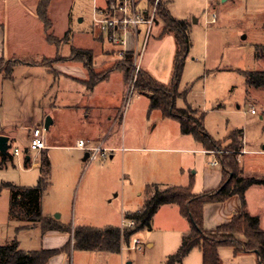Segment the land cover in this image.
Listing matches in <instances>:
<instances>
[{
    "label": "rangeland",
    "instance_id": "374dc122",
    "mask_svg": "<svg viewBox=\"0 0 264 264\" xmlns=\"http://www.w3.org/2000/svg\"><path fill=\"white\" fill-rule=\"evenodd\" d=\"M161 1L173 16L189 23L191 46L180 89L188 88L189 102L206 113L207 131L216 139H223L225 145L230 140L224 137L232 130L243 129L249 140V158L259 159L256 168L264 170V156H255L251 151L264 146V122L261 119L264 113V88L249 85L244 74L245 71H264V57L256 56V45L264 44V0ZM91 4V0L49 1L50 31L60 40L59 46L50 45L42 39L39 21H31L19 30L15 29L13 22V29L25 39V43H20L22 40L18 39L20 45L17 54L4 58L1 72L4 73V68L10 66V61L15 58L26 59L40 66L14 67L13 81L3 80L0 74V131L4 127L13 132L8 150L11 156L3 158L0 152V185L4 182L21 186L37 184L41 175L42 151H32L31 163L26 166L25 154L14 155L13 149L16 146L23 152L29 149V128L46 119L43 115L49 101L44 93L48 88L49 75L44 67L57 80L68 77L77 83L85 81L72 68L70 72H63L61 66L79 65L87 73L82 62L69 59L70 48L79 47L80 33L89 31L96 34L98 31V27L92 23ZM68 12L73 19L67 37ZM30 33L40 34L38 45L28 44ZM154 34H163L161 23L155 26ZM80 40L86 43L85 39ZM8 41L7 37V44ZM150 44L146 54L150 59L157 55L152 65L159 68L157 74L163 77L169 69L171 46L168 40L161 49L154 40ZM100 45L98 53L93 52V70L96 74L108 73L110 76L114 73L123 78L127 89L125 96L117 103L118 81L106 82L96 89L92 97L100 110L87 106L84 111L91 115L86 121L90 122L92 118L93 125L81 121L80 109H64L56 116V124L49 130L45 129L47 137L52 140L60 137L64 145H52L47 150L51 162L50 185L43 193V212L63 221L71 230L79 224L103 226L120 223L125 211L143 207L149 185L181 183L179 175L174 177L175 171L183 167L186 175L193 173L191 164L199 161L198 154L191 151L170 149L187 148L185 141L179 139L183 134L180 133L178 121L162 117L159 110L148 112L147 97L130 83L132 70L126 76L122 70L115 68L121 59L117 48L111 46L106 49ZM173 68L174 59L169 69V81ZM59 95L63 97L62 101L72 104L68 101L74 100L78 93L73 85L64 82L59 88ZM53 102L59 104L57 100ZM74 105L82 106L81 103ZM177 105L183 107L180 102ZM251 109H255L256 114H252ZM96 113L97 117L94 118ZM89 127L99 131L93 134L97 141L109 134L112 140L109 139L106 146H125L127 149L115 150L113 157L107 151L95 159L86 158V151L74 147V144L77 134L86 132ZM89 138L88 135L80 137ZM239 140H242V148L245 149L243 136ZM212 159L214 157L209 156L199 167L208 166ZM210 166L220 168L221 165ZM10 194L7 187L0 191V245L8 239L17 238L20 247L25 250L40 249L43 244L40 227H22L23 222L9 219ZM178 215L169 212L162 214L152 229L135 233L133 238L141 241L138 248L132 247L131 240L130 246L124 245L120 253L112 254V259L122 256L125 264H166L164 253L177 249L181 230H185L188 224L190 227L189 220ZM173 242L175 247H171ZM75 253L80 255L79 258L76 256L75 264H100L98 257L105 252L82 250Z\"/></svg>",
    "mask_w": 264,
    "mask_h": 264
},
{
    "label": "trees",
    "instance_id": "16d2710c",
    "mask_svg": "<svg viewBox=\"0 0 264 264\" xmlns=\"http://www.w3.org/2000/svg\"><path fill=\"white\" fill-rule=\"evenodd\" d=\"M49 1L38 0L37 14L43 23L47 42L59 46L60 40L50 31L52 21L48 16ZM154 1L145 0L147 7H151ZM156 23L162 24V35L172 34L176 41L171 80L163 83L141 68L134 88L141 93H149V112L159 110L163 117L177 120L182 134L192 135L205 150L216 152V157L223 170L219 186L197 193L193 189L192 181L187 185L153 183L146 189L143 207L138 211L124 214L126 219L135 221L134 226L124 229L120 226L105 228L76 226L71 230L68 225L60 223L53 217L45 216L43 213L42 197L50 185V160L48 154L43 152L41 175L36 185L21 186L11 182H4L0 185V191L3 187L11 191L8 217L10 220L25 222L22 227L39 225L42 232L72 231L73 245L76 249L120 253L123 245L130 246L135 233L143 229H152L153 218L161 206L173 204L189 220L190 228L183 234L177 251L167 257L166 264L181 262L195 248L202 252V264H223L219 254L221 246H232L237 254L253 252L257 255L259 264H264V229L261 228L259 216L248 211L246 200L248 188L256 184L264 185V176L247 173L241 164L238 156L242 149V140L240 141L239 138L243 135V129L232 130L227 136L230 142L225 145L222 140L216 139L207 131L204 111L194 108L188 102L184 107L177 105L178 99L187 98L189 92L188 88L180 89L185 60L191 46L189 23L173 16L161 0L157 5ZM69 33L70 29L66 31L67 37ZM256 56L264 57V44L256 45ZM69 60L83 63L89 75L86 81L89 88H93L108 76V73L96 74L94 72L93 51L90 49L72 46ZM3 61L4 58H0V66ZM21 62L30 63L31 61L19 59L10 61V66L4 68L3 77L11 80L14 67ZM132 64L133 53L129 51L117 62L115 68L129 76ZM0 73H2L1 67ZM244 74L249 85L264 88V71H245ZM2 156L6 158L11 154L7 152ZM29 163L30 159L25 158V165L28 166ZM233 195H237L240 199V210L229 222L220 224L212 230L205 229L203 223L205 205L223 202ZM69 246L70 241L60 249L43 248L24 251L19 248L18 239L14 238L0 245V264H47L52 256L66 250Z\"/></svg>",
    "mask_w": 264,
    "mask_h": 264
},
{
    "label": "crops",
    "instance_id": "0c3cea01",
    "mask_svg": "<svg viewBox=\"0 0 264 264\" xmlns=\"http://www.w3.org/2000/svg\"><path fill=\"white\" fill-rule=\"evenodd\" d=\"M91 2H92L91 7H93V1L91 0ZM141 2L144 6H147L146 2H143V0H141ZM37 5H38V0H0V58H11V55L17 54L18 45H20V43H25V39L23 40L20 37V35H18V33H16V30H19L21 28H24L25 26H28V24L31 21H35V22L39 21L40 22V24L42 26L41 32H40L41 37L43 40H45L47 42L46 37H45V30H44L43 23L41 22V20L38 17V14H37ZM71 18L72 17L70 16V13L68 12L67 18H66V23H67L66 28L68 27L67 30L69 29V24L71 22ZM91 18H92V15H91ZM13 22H15L14 27L16 30H14L12 27ZM156 25H157V23H156ZM154 30H155V27H154ZM66 31H65V33H66ZM80 35H79V40L77 43L79 48L90 49L93 52L98 53L100 46H101L100 44H102L106 49L111 48V46H113L112 44H110L109 42H107L104 39V37H103V35L99 29H98L96 34L95 33H89V31H88L84 34L80 33ZM7 37L9 38L8 44H7ZM41 37H40V34L33 35L32 33H30L29 36L27 37V38H29L28 44L33 45V46L38 45ZM173 37L174 36L172 34H165V35L158 36V35L154 34V31H153V36L150 40V42L152 40H154V43L159 46V49H161L163 47V45L167 42V40L169 41V46H171V59H170L169 69H171V66L173 65V59L175 58L174 54L176 52V41H175V44H173V40L175 39V38L173 39ZM81 38L85 39V41H86L85 44L81 43V40H80ZM18 39H21L22 42L19 43ZM150 42L148 44L146 51L144 52V54L142 56L141 66L145 70H147L151 75H153L157 80H159L163 83H168L169 77L171 75L170 70L168 69L166 71L165 76H163V77L159 76V74H157V72L159 71V68H157V67L155 68V66L152 65V62L154 61V59L157 58V55L151 57V59H150L148 57V55L146 54L147 50L149 49V46L151 45ZM48 44L53 45L51 43H48ZM71 48H70V52H71ZM172 49H173V51H172ZM57 50L58 49H56V51ZM146 55H147V57H146ZM15 59H19L21 61H26V59H21V58H15ZM18 65L19 66L20 65L40 66L37 63H31V62L30 63L21 62V63L17 64L16 66H18ZM42 67H44V66H42ZM70 68H72L74 73H79V76L85 81L82 83H77L76 81L71 80V78H68V77H63L62 79L57 80V78L55 79L53 74L51 72H49L44 67V70L49 75L48 88L45 91L44 96H47L49 103L47 102L48 107L46 109H44L43 118L45 116L46 117L50 116L52 118L53 122L50 125L49 129H51L56 124V116H58V113L63 111L64 109H73L76 111H79V109H80V113L82 115L81 121L83 123H87L89 126L93 125L91 123L92 118H90V122L86 121V119L91 115H89L88 113H86L84 111H86L87 106H90L93 110H94V106H95L96 111L100 110V109H98L99 107L97 106V104L94 103V100L92 97L96 93V89L97 88L99 89L100 86L106 82L110 83L113 80L118 81V83H119L118 85L120 88H119V92L116 93L117 94L116 95L117 96V103L123 99V97L125 96V93L127 91L126 85L123 82V78L119 77L118 75H114V73H112L110 76H107L106 79L99 82L93 88H89L87 85V82H86L89 79L88 72L85 73L83 67H81L79 65H72V66L71 65H62L61 66V69L63 72H65V71L70 72L69 71ZM161 68H163V67L161 66ZM0 74L2 75L3 80H5L3 77V73H0ZM11 80L12 81L14 80V75H13V78ZM64 82L70 83L71 85H73L74 89L76 90V93H78L77 97L74 98V100L68 101V103L71 102L72 104H67L66 102L62 101L63 97H61L59 95V88ZM142 93L145 94V96L147 97L146 107H148V112H149V97H148L149 93H145V92H142ZM54 100H57L59 102V104L57 105L56 103H54L53 102ZM179 102L181 105H183V107L186 105L187 102L193 106V104L191 102H189L188 97L187 98H182V97L179 98L177 101V104ZM78 103H81L82 106L75 107L74 104H78ZM193 107L197 108L195 106H193ZM97 113L95 114L94 118L97 117ZM160 114H161V112H160ZM252 114H256V113H252ZM161 116H162V114H161ZM168 119H170V118H168ZM261 119L264 122L263 113L261 114ZM121 121H123V115H122ZM38 124H44L43 120H42V122H39ZM38 124H36V125H38ZM100 124L101 123H99V125ZM30 126L31 125H28V127H30ZM30 129H31V127L29 128V134H30ZM237 130H239V129H237ZM98 132L99 131H97V129H91L89 127V129L86 132H82L80 134H77V140H79L80 137L83 135H88V136H90L89 139H81V140H85L88 144L90 143L92 145L101 144L103 147H106L109 149L108 151L111 152L110 153L111 157L114 156L113 152L115 150H118L119 148L127 149L125 146H121V147L106 146L105 143L107 141H109V139H111L109 134L104 136L100 141H97L96 137L93 134L98 133ZM11 133H13L11 130L7 131L6 129H4V127L1 128L0 134L7 135L9 137V142L11 139ZM118 135H120V134H118ZM227 136L224 137V139L227 138ZM243 136H244V146H245L246 152L243 153L239 159L241 161V164H242L244 170L247 173L256 174L258 176H264V170H260L259 168L258 169L256 168V166H258L259 159H255V157L249 158V156H248L249 155L248 151L250 150L249 140L247 138V135L245 136L244 130H243ZM93 138H95V139H93ZM121 138H122V140H125L124 136H122V135H121ZM179 139L185 141L187 148H181L180 147V148H170V149H172V150H187V151H191L195 155L198 154L197 156H198V159L200 162L199 161L197 162V160H196L191 164V167L194 169V171H193V173L190 172L188 175H186V172L184 171L183 167L178 168V170L175 171L176 175L174 177H178V175H179L180 176L179 181L181 183L166 182V185H187L192 181L193 182V189L197 193L217 188L219 186V184L221 183L222 177H223L222 166H220V168L213 167V166H210L211 164L209 162V163H207L208 166L204 165L201 168L199 167V164H201V162L206 160L209 156H213L215 159L216 155L205 150L202 147V145L194 139V137L192 135L183 134V135H180ZM46 140H47V147L45 149L41 150L42 153L43 152L47 153V150H49V146L64 145L62 140H60V137H57V139L52 140L46 136ZM77 140H76V142H77ZM221 140H223V139H221ZM76 142L74 144V147H76ZM110 142L112 143V141H110ZM78 149H80V148H78ZM131 149H141V148L140 147H132ZM32 151H35V150L27 149V150H25V152L22 151V153L25 154V158L30 159V163H31L30 154ZM251 151H253L252 153L255 156L256 155L264 156V146L261 149H253ZM87 152L88 151H86V153ZM86 153H85V157H86ZM49 160H50V158H49ZM164 166L165 165H162V167H164ZM50 169H51V162H50ZM163 170H164V168H163ZM168 179H171V178H168ZM246 200H247L248 211L253 215L259 216L261 228L264 229V185L256 184V185H252L251 187H249L248 190L246 191ZM42 208H43V204H42ZM138 210H140V209H138ZM138 210H135V211H138ZM239 210H240V199L237 195H233L230 198H228L227 200L220 202V203L206 204L204 207V222H203L205 229L212 230V229H215L220 224L229 222L232 219V217L235 215V213H237ZM128 212H132V211H128ZM167 212H169L170 214L172 213L173 215L179 214L178 216L185 218L180 213L179 208L176 205H173V204L163 205L159 208V210L155 214V216L153 218V222H152V227L155 225V222L157 221V219L162 214H164V213L166 214ZM125 213H126V211L124 212V214ZM44 215L48 216L46 214H44ZM123 218H124V216H123ZM55 219L59 220L58 218H55ZM59 221H60V223L67 225L63 221H61V220H59ZM22 224L25 225V222H23ZM121 225H122V221L118 224H105L103 226H94V225H90V224H79L78 226H92V227H97V228H105L108 226H120L121 227ZM31 227H40V226L35 225V226H31ZM189 228L190 227L188 224V226H187V228H185V230H181L182 233H181V236L179 238L180 244L182 241L183 234L185 232H187L189 230ZM42 238H43V244H42V247L40 249H43V248L44 249H60V248L64 247L65 245H67V243L70 241L69 248H67L66 250L61 251L60 253L52 256L48 260L47 264H75L76 256L79 258L80 255L76 254L75 252L76 251H82V250L76 249L74 247L72 231L69 232V231H60V230H50L47 232H42ZM12 239H14V238H12ZM12 239L6 240V242L4 244L10 242ZM180 244H179V246H180ZM152 245L153 244H149V246H152ZM179 246L177 247V249L179 248ZM171 247H175L174 242L171 243ZM19 248L21 250H24V251H31V250H25V249L21 248L20 247V241H19ZM40 249H33V250H40ZM177 249L175 248L174 250H166V252L164 253L165 261L167 260V257L170 254H173L174 252H176ZM88 251H97V250H88ZM121 251H122V249H121ZM171 251H174V252H171ZM97 252H105L106 253V254L103 253V254H101V256L98 257L100 264H111V263H113V264H125L122 256L119 257L118 259H116V258L112 259V257H113L112 254H118V253H111V252H107V251H97ZM219 254H220V257L222 259L223 264H259L258 257L255 253L249 252V253L237 254V253H235V250L232 246H221L219 248ZM176 264H202V252L200 251V249L195 248L186 257H184L181 262L176 263Z\"/></svg>",
    "mask_w": 264,
    "mask_h": 264
},
{
    "label": "built area",
    "instance_id": "2783aa9c",
    "mask_svg": "<svg viewBox=\"0 0 264 264\" xmlns=\"http://www.w3.org/2000/svg\"><path fill=\"white\" fill-rule=\"evenodd\" d=\"M92 1V23L98 27L104 39L117 48L120 58H123L129 51L133 53L130 83L134 85L142 67V56L156 26L159 0H155L151 7L144 6L141 0ZM251 113H256L255 109H251ZM28 147L35 151H41L47 147L44 124L35 125L30 129ZM76 147L88 151L90 159H95L100 153L104 155L109 150L101 144L90 145L81 139L77 140ZM208 152L216 155L214 151ZM245 152L246 149L242 148L239 155ZM13 154L21 155L22 150L19 147H14ZM210 164L216 166L220 165V162L216 157L210 161ZM134 224L133 219L124 217L121 227L124 229L125 227H132ZM140 243L138 238L132 239L133 248H138Z\"/></svg>",
    "mask_w": 264,
    "mask_h": 264
},
{
    "label": "water",
    "instance_id": "95a60500",
    "mask_svg": "<svg viewBox=\"0 0 264 264\" xmlns=\"http://www.w3.org/2000/svg\"><path fill=\"white\" fill-rule=\"evenodd\" d=\"M53 120L50 116H47L44 121V128L49 129ZM9 150V137L7 135L0 134V152L6 154ZM86 157H89V152L86 153Z\"/></svg>",
    "mask_w": 264,
    "mask_h": 264
}]
</instances>
